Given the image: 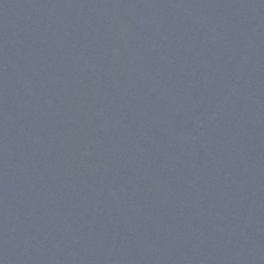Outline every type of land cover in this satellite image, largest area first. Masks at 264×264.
I'll return each instance as SVG.
<instances>
[{
    "label": "water",
    "instance_id": "95a60500",
    "mask_svg": "<svg viewBox=\"0 0 264 264\" xmlns=\"http://www.w3.org/2000/svg\"><path fill=\"white\" fill-rule=\"evenodd\" d=\"M0 264H264V0H0Z\"/></svg>",
    "mask_w": 264,
    "mask_h": 264
}]
</instances>
